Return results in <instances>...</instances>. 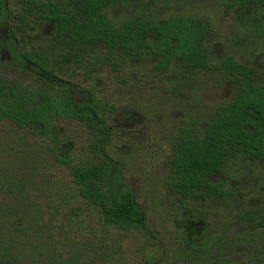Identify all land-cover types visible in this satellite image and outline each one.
I'll list each match as a JSON object with an SVG mask.
<instances>
[{"label":"rangeland","instance_id":"obj_1","mask_svg":"<svg viewBox=\"0 0 264 264\" xmlns=\"http://www.w3.org/2000/svg\"><path fill=\"white\" fill-rule=\"evenodd\" d=\"M9 2L20 6L19 0ZM170 9L159 8V16ZM179 10L210 21L212 63L231 57L251 64L264 84V38L241 27L236 15L224 12L217 0L186 2ZM25 39L28 48L39 50L70 71L74 69L80 49L70 41L57 40L51 25L38 24ZM8 60L2 51L0 74L26 82L25 75ZM71 81L93 90L114 107L115 134L108 150L119 162L155 237L138 229L110 230L102 235L96 225L77 238L75 226L63 213L81 201L66 172L27 128L4 122L0 127V218L20 222L12 246L15 264H139L144 260L147 264L221 260L254 264L252 260L264 259V229L253 236L240 220L241 212L256 207L264 216V163L240 158L210 177L212 184L233 191L232 197L190 200L182 208L165 194L166 160L178 128L188 123L201 135L217 108L238 95L237 87L220 71L188 70L179 63L162 71L152 59H132L117 69L101 65L90 79L76 71ZM59 135L72 145L77 160L90 158L84 148L87 132L83 125L61 123ZM190 213L202 228L197 245L184 248L178 244L181 230L175 222ZM84 218L93 221L91 216ZM236 236H248L249 244H234Z\"/></svg>","mask_w":264,"mask_h":264},{"label":"trees","instance_id":"obj_2","mask_svg":"<svg viewBox=\"0 0 264 264\" xmlns=\"http://www.w3.org/2000/svg\"><path fill=\"white\" fill-rule=\"evenodd\" d=\"M142 1L19 0L20 6L14 7L9 0H0V53L6 51L9 63L27 79L23 82L0 74V127L9 122L27 128L64 169L81 201L63 213L75 226L76 237L88 234L96 225L102 235L110 230L138 229L154 238L155 231L119 162L108 150L115 134L114 107L93 90L74 84L73 73L90 79L101 65L116 66L117 56L154 57L164 70L174 59L188 67L210 65L202 44L205 28L195 27L192 18H163L154 23L150 17L133 14L121 23L114 13L119 4ZM236 1H251L255 9L264 4V0ZM38 24L52 25L57 40L70 41L80 49L73 70L25 45V38ZM254 31L264 35V27ZM222 65L233 72L240 95L218 108L203 136L195 137L190 127L179 129L166 160L165 194L172 200L221 195V189L211 185L208 177L223 170L238 154L264 160V85L255 82L252 67L230 59ZM61 123L85 127L88 160L75 158L72 145L59 135ZM202 189L205 193L199 194ZM87 216L93 221L84 218ZM19 228V220L0 218V264H15L12 246Z\"/></svg>","mask_w":264,"mask_h":264},{"label":"flooded vegetation","instance_id":"obj_3","mask_svg":"<svg viewBox=\"0 0 264 264\" xmlns=\"http://www.w3.org/2000/svg\"><path fill=\"white\" fill-rule=\"evenodd\" d=\"M190 1H194V0H144L141 3H133L130 5H125V4H119L117 6L116 9V16H118L119 19H121V23L123 22V19L129 17L130 15L133 14H140L144 17H150L151 19H153L154 23H158L161 19L163 18H192L193 20V24L195 25V27L198 28H205L204 29V40L202 41V44L204 45V47L207 49L208 55L210 56V65L205 67V66H195V67H188L186 66L182 61L178 60V59H174L172 62H170L169 66L165 69L167 70L173 63H179L181 66H183L184 68L188 69V70H195V69H215L220 71L223 76L228 79L231 83H233L237 89H238V95L231 101H234L237 97H239L240 95V90L239 87L237 85V83L234 81V75L233 72L229 71L228 69H226V67H224V65H222V63L227 60L230 59L232 61H234L235 63H238L240 65H244L247 67H252L254 70L255 68L251 65V64H246V63H241L238 62L236 60H234L231 57H225L223 59H221L220 61L216 62V63H212V58L210 55V47L208 45V39H209V33H210V29H211V23L208 20V18L195 14V13H186L183 11L179 10V7L181 5H183V3L186 2H190ZM201 2L202 0H196ZM217 2L219 3L220 7L224 10V12L226 13H233L236 15L237 21L239 22L240 26L243 28H247L250 30V33H256L257 36L264 38V35H259L256 31H254V29H258L260 27H264V18L260 17L259 14H264V4H261L257 9H255L253 7L252 2H248V3H241L240 1H236V0H217ZM169 5H172V7H174L175 9L169 7ZM167 8L170 9V12L167 13L164 16H159L158 14V9L159 8ZM52 26V25H51ZM132 59H152L155 61V66L162 71H165L164 69H160L156 63H157V59L154 57H149V56H136V57H132V58H127V59H122V57L117 56V61L118 63L116 64V66H112L113 68H120L122 67L123 64H125L127 61L132 60ZM255 77L254 80L256 83L264 85L263 83H261L260 81H258L257 79V71L255 70ZM226 102V103H229ZM224 103V104H226ZM223 104V105H224ZM220 107V106H219ZM218 107V108H219ZM217 108V110H218ZM216 110V111H217ZM215 111V112H216ZM214 112V113H215ZM213 113V114H214ZM213 116V115H212ZM211 116V117H212ZM211 119V118H210ZM210 121V120H209ZM209 123V122H208ZM207 123V124H208ZM207 126V125H206ZM181 127H190L192 128L188 123L184 124L183 126H180L178 128V131ZM206 128V127H205ZM204 128V130H205ZM194 129V128H193ZM177 131V133H178ZM204 133V131H203ZM203 133L201 135H198L195 132L194 129V136L195 137H201L203 136ZM177 136V134H176ZM176 136L174 138L173 144L175 143V139ZM172 144V145H173ZM172 149V146H171ZM171 149L169 151V153L171 152ZM169 155V154H168ZM168 157V156H167ZM247 159L250 162H254V163H264V160H255L252 159L250 157H248L245 154H238L236 157L232 158L227 165L224 167L223 170L219 171V172H215L213 174H211L208 177V181L211 185H215L217 186L219 189H221L222 194L221 195H206V196H198V197H188L185 199H182V201H177V200H172L170 199L168 196L167 198L174 202L175 204L181 205L182 208H186V204L190 201V200H200V201H205L211 197H232L235 196L234 192L231 191L230 189H225L222 188L219 184H212L210 182V177L217 174V173H222L226 170V168L231 164V162L237 160V159ZM167 165V164H166ZM167 172H168V166H167ZM205 189L202 190H198L199 194H204L205 193ZM195 214L190 213V215L187 216H182L180 219L176 220V226L180 231L181 237L178 239V244L182 247H188V248H192L193 246L197 245L198 243V239H199V231L202 228V226H200L198 220L195 221L192 217H194ZM263 212L262 209L260 207H256V208H251V209H247L244 210L243 212H241L240 214V220L242 222H244L247 226L248 229L252 232L253 236H256L258 233H260L259 231H262L264 229V221H263ZM252 218H256V221L253 222ZM178 222V223H177ZM233 239V243H237V244H249L250 242V238L248 236H236ZM256 253V252H255ZM252 262L254 264H264V259L262 258V260H257L254 259L252 260ZM211 264H229V262H225L223 260L221 261H213L210 262ZM250 264V263H249Z\"/></svg>","mask_w":264,"mask_h":264}]
</instances>
